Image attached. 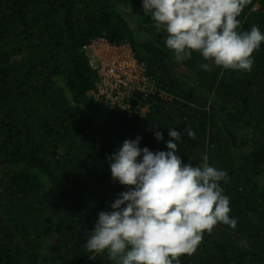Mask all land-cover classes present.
<instances>
[{
	"label": "trees",
	"instance_id": "1",
	"mask_svg": "<svg viewBox=\"0 0 264 264\" xmlns=\"http://www.w3.org/2000/svg\"><path fill=\"white\" fill-rule=\"evenodd\" d=\"M239 19L264 32V0ZM166 35L142 0H0V264H113L84 247L98 213L126 190L107 157L137 137L166 151L170 127L182 133V162L207 155L227 172L237 220L205 232L178 264H264V43L250 72L203 71L198 53L177 60ZM97 39L128 45L153 81V95L130 96L132 108L147 105L143 116L94 102L84 47Z\"/></svg>",
	"mask_w": 264,
	"mask_h": 264
},
{
	"label": "clouds",
	"instance_id": "2",
	"mask_svg": "<svg viewBox=\"0 0 264 264\" xmlns=\"http://www.w3.org/2000/svg\"><path fill=\"white\" fill-rule=\"evenodd\" d=\"M250 2L142 0V10L167 34L165 46L177 60L195 52L206 61L200 65L203 71L218 67L250 72L253 53L264 43L258 26L242 30L239 17ZM167 135L166 151L141 148L137 137L126 139L107 157L111 179L126 190L110 210L98 213L93 229L86 232L90 259L106 254L113 264H178L177 258L195 252L204 233L217 224L236 227L222 187L227 172L210 165L207 155L200 165L182 162L177 155L182 133L170 127ZM186 135L195 138L194 131ZM154 137L163 140L160 131Z\"/></svg>",
	"mask_w": 264,
	"mask_h": 264
},
{
	"label": "built area",
	"instance_id": "3",
	"mask_svg": "<svg viewBox=\"0 0 264 264\" xmlns=\"http://www.w3.org/2000/svg\"><path fill=\"white\" fill-rule=\"evenodd\" d=\"M94 42L84 49H91ZM89 65L97 75L96 87L93 100L96 103L104 104L108 109L119 108L128 114L138 115V105L130 106L132 92L146 96L144 87H131L125 84V75L116 68V63L103 64L97 58L89 59ZM143 67V66H142ZM145 74V73H144ZM142 81L146 79L143 77ZM110 105V106H109Z\"/></svg>",
	"mask_w": 264,
	"mask_h": 264
},
{
	"label": "rangeland",
	"instance_id": "4",
	"mask_svg": "<svg viewBox=\"0 0 264 264\" xmlns=\"http://www.w3.org/2000/svg\"><path fill=\"white\" fill-rule=\"evenodd\" d=\"M93 42L91 49L86 51L89 59L97 58L102 65L109 62L116 63V68L125 75V84L128 83L131 87H144L146 95H153L156 92L153 81L144 74V67L134 59L128 45L113 47L109 46L103 39H97ZM143 77L146 79L145 82L142 81ZM138 107V115L143 116L147 112V105L141 107L138 105Z\"/></svg>",
	"mask_w": 264,
	"mask_h": 264
}]
</instances>
